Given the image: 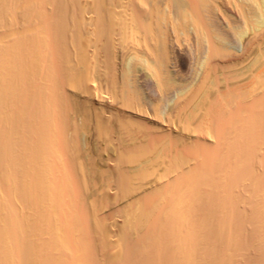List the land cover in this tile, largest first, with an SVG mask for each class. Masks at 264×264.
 Wrapping results in <instances>:
<instances>
[{
    "label": "bare ground",
    "instance_id": "bare-ground-1",
    "mask_svg": "<svg viewBox=\"0 0 264 264\" xmlns=\"http://www.w3.org/2000/svg\"><path fill=\"white\" fill-rule=\"evenodd\" d=\"M0 264H264V0H0Z\"/></svg>",
    "mask_w": 264,
    "mask_h": 264
},
{
    "label": "rangeland",
    "instance_id": "rangeland-1",
    "mask_svg": "<svg viewBox=\"0 0 264 264\" xmlns=\"http://www.w3.org/2000/svg\"><path fill=\"white\" fill-rule=\"evenodd\" d=\"M186 70H187V69H186ZM186 70H185V71H183V72H184V74H186V72H187Z\"/></svg>",
    "mask_w": 264,
    "mask_h": 264
}]
</instances>
